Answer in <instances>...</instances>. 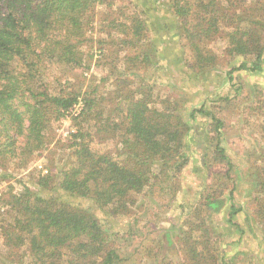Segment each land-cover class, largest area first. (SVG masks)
Returning <instances> with one entry per match:
<instances>
[{
  "label": "trees",
  "instance_id": "trees-1",
  "mask_svg": "<svg viewBox=\"0 0 264 264\" xmlns=\"http://www.w3.org/2000/svg\"><path fill=\"white\" fill-rule=\"evenodd\" d=\"M134 1L0 0V170H5L0 181L13 178L10 166L25 169L43 157L53 144V124L67 118L74 105L83 103L81 113L72 117L77 126L102 114L105 97L99 93L100 84L110 82L115 72L96 80V86L95 81L87 82L94 65L105 70L113 65L112 59L124 53L125 71L135 70V77L146 81L151 52L160 51L149 38L154 33L150 25L154 18L141 17L133 8ZM137 1L146 4L144 12L148 13H155L149 5L167 2L177 22L175 34L194 57L193 63H186L195 74L226 64L231 67L229 81L235 86V72L262 71L264 0ZM97 5L110 11L102 29L95 23L104 15ZM217 40L226 43L221 55L210 47ZM176 56L175 64H179L181 58ZM235 59L241 60L237 67L232 65ZM177 75L182 76L180 71ZM120 78L115 80L119 102L111 110L112 115L121 116L120 123H100L98 137L91 134V123L89 129L78 127L71 133L72 140L61 144L71 151L69 167L57 171L51 165L47 174L38 170L37 192L29 187L16 192L12 185L7 193L4 191L7 220L1 233L8 251L3 257L10 261L6 264H24L27 259L33 264L127 263L115 239L120 232L113 231L111 223L133 212L131 205H138L134 195H149L155 186L167 191L164 185L169 173L180 174L189 162L185 141L194 128L188 123L198 116L214 123L218 158L228 167L226 179H233L234 164L222 147L224 123L217 115L202 105L192 109L187 121L180 114L178 101H163L167 104L159 109L156 103L160 100L154 101L153 91L132 85L130 77ZM132 87L138 90L127 91ZM229 94L223 93L221 102H230ZM118 130L123 140L116 157L92 147L94 142L103 144ZM195 136L198 138V133ZM262 161V167L251 173L253 212L246 219L251 231L260 229L261 233L263 254L257 264H264V156ZM173 189L174 196L177 189ZM213 189L214 184L209 185L183 230L176 235L168 230L163 236L169 247L177 242L182 248V253L171 252L168 258L178 257L180 264H240L238 255L245 251L242 240L246 232L237 218L244 208L232 202L234 188L229 193L227 223L210 224L208 217L225 207V200L217 197L222 193ZM151 196L158 197L157 193ZM74 199L91 207L76 204ZM232 228L236 231L228 237L225 232ZM17 249L18 254L14 253Z\"/></svg>",
  "mask_w": 264,
  "mask_h": 264
},
{
  "label": "rangeland",
  "instance_id": "rangeland-1",
  "mask_svg": "<svg viewBox=\"0 0 264 264\" xmlns=\"http://www.w3.org/2000/svg\"><path fill=\"white\" fill-rule=\"evenodd\" d=\"M147 2L145 1V3ZM145 6L146 4L137 0L133 2V8L140 12L141 17L146 18L147 16L148 20L154 18L153 22L150 23L154 33H150L149 38L152 41L155 40L157 49L160 51L159 53L156 51L151 52L152 65L148 71L146 81H139V76L135 77L137 74L135 70L125 71L124 67L127 64L126 60H123L124 53H120L121 55L119 54L118 59H112L113 65L108 66L105 70L94 65L92 72L88 74L87 82L93 83L95 81L96 86L99 84L96 80L99 81L115 72L113 76L111 75L112 79L110 82L100 84L99 93L105 97L103 106L100 109L102 114L96 116V120L82 123L81 126L75 125L72 118H64L59 123H54L51 129L53 144L48 151H45L43 157L31 162L25 169L10 166L13 171V178L8 181H0V187L6 193L9 190V185H12L16 192L24 187H29L37 192L39 191L35 183L39 176L37 165L41 164L47 170L52 165L57 171L64 169V167H69L68 157L71 151L68 149V145L62 148L61 144L67 143L70 139L72 140L71 133H75L74 130L78 127L89 129L91 123L90 132L93 137H98L97 128L100 123H120L121 116L118 117L114 115L116 113L113 115L111 113L116 103L119 102L118 94L120 89L117 88L118 82L115 80L119 77H121L120 79L130 77V80H128L132 85L136 84L139 85L138 87L142 86L144 90L153 91L154 101L158 102L160 100L159 103H156L159 109H163V106L167 104H163V101L176 100L181 106L180 114L187 121L192 109L199 108L202 105L206 106L218 118H224V127L221 130L223 137L222 147L226 149L227 154L231 158L234 169L232 170L233 179L227 180L225 172L228 167L225 165L226 162H220L216 152L217 142L215 141L214 123L203 116H198L194 122L189 120L190 123L188 124L192 125L194 129L185 141V155L189 161L186 167L178 175L175 172L169 173L168 182L166 181L164 185V187H167L165 188L167 189L166 192H162L163 190L160 189V186H155L154 192H150L149 195L145 193L134 195L133 197L138 202V205H131L130 209L133 212L128 216L117 217L111 223L110 228L116 233L120 232L119 237L115 239L117 245L121 246L123 256L127 259V263L124 264H180V258H168L170 255L172 256L171 252L182 253L180 244L175 242L176 238L174 236L175 244L169 247L163 236L168 230L172 231L173 235H176L179 229L183 230L186 227L187 217L200 202L201 196L207 193L206 191L211 184H214L213 190H218V192L222 193L217 197L225 200V207L219 214L209 216L208 222H211L210 224L214 226L220 223L224 224L225 221L227 223V215L231 204L229 193L235 188L232 202L244 208V211L238 216V223L246 232L242 240L245 251L241 250L238 255V261L240 264H257L259 262L258 256L263 254L259 244L261 233L260 229L251 231L249 226H247L246 219L253 212L254 185H250V182L253 181L251 173L252 171H257L263 165L264 63L261 72L238 71L232 74L235 86H232L229 81L228 71L231 67L226 64L202 72V74L200 73L201 75L195 74L186 63L187 61L193 63L194 57L188 48L184 49L185 43L182 40L180 41L175 34L177 22L167 2L158 1L154 5H149L155 13L144 12ZM96 8L98 12H104V15H99V20L95 22L99 24L97 29H102L108 23L107 17L110 11L106 6L97 5ZM159 17H162L160 21ZM129 24L131 23L128 22ZM101 36L106 38L105 34ZM210 47L219 53L218 55H221L226 43L223 40H217ZM158 54L164 55V58L166 56L169 57L164 59ZM174 56L177 59L178 57L181 58L179 64H175ZM222 57L224 60L222 62L225 63V56L223 55ZM240 63V59H235L232 65L237 67ZM179 71L182 76L177 75ZM91 74L93 77L90 76ZM183 78L187 79L184 80ZM112 83L114 84L112 85ZM136 88L132 87L127 91H136L138 90ZM227 91L230 93V102H221V95L225 92L227 93ZM110 118L111 121H108ZM197 133L199 135L198 138L195 136ZM106 138L107 140L103 144L94 142L92 147L100 153H111L116 157V153L119 154L121 149L122 132L120 130L114 131ZM197 139L200 141L198 142ZM215 172H220L222 175L220 173L216 175ZM0 173H5V170H0ZM172 184L177 189V193L174 196L171 192ZM154 193H157L158 197L162 198L151 196ZM55 194L53 193V195ZM41 196H45V194ZM74 203L81 204L83 207H91V204L86 201L81 203L75 200ZM6 220L5 214H0V264H6L9 261L3 257L8 251L5 248L4 238L1 233V227L5 225ZM234 230L235 228L227 229L225 233L229 235L228 237H233L230 234ZM238 235V233L235 234V236ZM225 241L229 243L231 239L227 238ZM162 247L163 249L160 250ZM15 252L18 254V249L14 250ZM157 253L158 255H156ZM180 253L179 255H181ZM24 264H33V262L27 259Z\"/></svg>",
  "mask_w": 264,
  "mask_h": 264
},
{
  "label": "built area",
  "instance_id": "built-area-1",
  "mask_svg": "<svg viewBox=\"0 0 264 264\" xmlns=\"http://www.w3.org/2000/svg\"><path fill=\"white\" fill-rule=\"evenodd\" d=\"M83 109V103L79 102L78 104L74 105L73 108L70 110V112L68 113V117L67 118H72V117H76L78 116L81 111ZM39 170L43 173V174H47L48 170L44 168L43 165L39 164L37 165ZM3 197H4V190L2 187H0V214H4L7 210L4 201H3Z\"/></svg>",
  "mask_w": 264,
  "mask_h": 264
},
{
  "label": "crops",
  "instance_id": "crops-1",
  "mask_svg": "<svg viewBox=\"0 0 264 264\" xmlns=\"http://www.w3.org/2000/svg\"><path fill=\"white\" fill-rule=\"evenodd\" d=\"M225 94H226V92H225ZM219 118H220V117H219ZM220 119H221V120L223 121V123H224V118H223V119H222V118H220ZM238 218H239V217H238ZM238 218H237V219H238ZM238 221H239V219H238Z\"/></svg>",
  "mask_w": 264,
  "mask_h": 264
}]
</instances>
